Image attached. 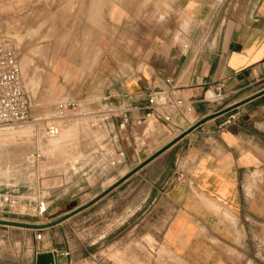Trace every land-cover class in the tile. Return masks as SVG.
<instances>
[{"label": "crops", "instance_id": "crops-1", "mask_svg": "<svg viewBox=\"0 0 264 264\" xmlns=\"http://www.w3.org/2000/svg\"><path fill=\"white\" fill-rule=\"evenodd\" d=\"M106 18H113L114 31L105 34L99 69L85 93L100 99L99 108L103 104L143 107L154 88L163 85L161 77L173 79L180 95L193 102L191 112L171 109L170 123L152 127L142 120L145 111H141L130 114L124 133L118 130V120L105 125L112 147L123 149L125 163L131 164L149 159L195 127L164 152L178 150L179 160L171 182L147 209L148 241L155 238L163 253L166 248L185 264H260L264 259V0H115ZM52 68L56 74L58 67L53 63ZM52 80L55 85L56 76ZM209 84L212 90L221 87L224 98L216 104L201 101ZM110 92L116 96L107 97ZM252 104L259 107L246 109ZM236 113L241 114L223 126ZM68 116L58 123L59 131L73 128L75 139L77 128ZM158 127L175 136L154 149L155 139L150 136ZM53 140L41 141L43 153L55 152L49 143ZM82 206L61 205L48 224ZM77 214L43 229L44 235H58L59 227ZM33 249V264L39 253L52 252L55 264H61L76 252L70 249L69 257L64 256L62 247L51 241ZM118 259L121 264L128 262L123 256Z\"/></svg>", "mask_w": 264, "mask_h": 264}, {"label": "rangeland", "instance_id": "rangeland-1", "mask_svg": "<svg viewBox=\"0 0 264 264\" xmlns=\"http://www.w3.org/2000/svg\"><path fill=\"white\" fill-rule=\"evenodd\" d=\"M114 4L115 0H0V42L9 41L17 48L31 100L29 123L0 129V144L6 146L0 150V190L14 187L31 201L49 206L41 216L29 212L0 215V220L47 225L61 205H86L144 162L111 168L110 161L118 148L112 147L105 126L91 130L100 133L98 139L94 138L79 112L70 114L74 121L71 124L77 128L75 139L73 128L62 129L49 142L55 152L43 153V161L34 157L36 150H43V129L47 124H58L54 115L60 101L77 99L100 105L98 97L85 93L90 91L93 73L99 69L105 34L114 31L110 23L113 18H106ZM53 63L58 67L56 74ZM258 105L246 109H257ZM169 135V130L152 128L154 149L175 136ZM178 160V150L162 153L73 220L64 222L58 235H44L47 232L43 229L47 228L39 229L43 240L38 241L34 239V229L0 225V264H33V248L50 241L62 247L64 253L76 250L74 258L61 264H121L118 256L127 259L126 264H185L174 259L175 254L168 249L163 253L155 238L148 241L146 227L147 209L171 182ZM72 165L77 170H72ZM4 170L9 175L4 176ZM258 262L264 264V259Z\"/></svg>", "mask_w": 264, "mask_h": 264}, {"label": "built area", "instance_id": "built-area-1", "mask_svg": "<svg viewBox=\"0 0 264 264\" xmlns=\"http://www.w3.org/2000/svg\"><path fill=\"white\" fill-rule=\"evenodd\" d=\"M163 85L154 88L150 94L147 104L143 107L132 105H119L96 107L91 101H80L77 99H65L57 104L58 116L70 115L76 112L82 118L90 130L102 128L111 120H118V130L124 133L131 123L130 114L133 112L145 111L143 121L147 124L159 125V123H170L172 121L170 111L191 112L193 102L180 95V88L175 81L169 77H161ZM205 91L201 101L205 103L212 100L220 101L224 97L221 87ZM114 92L108 93L107 97L114 98ZM183 110V111H182ZM31 100L26 91L22 70L19 64V52L9 41L0 42V129L6 130L19 127L30 122ZM241 113L230 115L223 123V126L234 121ZM37 122V121H36ZM35 122V125L39 123ZM58 124H47L43 129L44 140L55 139L59 135ZM34 157L37 161L44 160L42 150H36ZM126 161V152L123 149L117 150L110 161L111 168L118 167ZM34 206V207H33ZM49 209L48 205L38 201H31L20 193V190L11 187L0 190V215H27L29 212L44 215ZM36 216V214H35ZM35 240H43L41 230H36ZM69 257V252L63 254Z\"/></svg>", "mask_w": 264, "mask_h": 264}, {"label": "water", "instance_id": "water-1", "mask_svg": "<svg viewBox=\"0 0 264 264\" xmlns=\"http://www.w3.org/2000/svg\"><path fill=\"white\" fill-rule=\"evenodd\" d=\"M195 127H193L191 130H189L186 134H188L190 131H192ZM186 134L178 137L176 140L172 141L170 144L166 145L164 148H162L160 151H158L156 154H154L152 157L149 159L145 160L142 164H140L136 169L131 171L129 174H127L125 177H123L120 181L115 183L112 187H110L108 190L103 192L100 196L95 198L93 201L87 203L86 205H83L82 207L74 210L73 212L67 214L66 216L62 217L61 219L57 220L56 222L49 223L47 225H29V224H23V223H17V222H11V221H5V220H0V225L2 226H11V227H20V228H30L34 230H39L43 228H49L52 226H55L68 218L72 217L73 215L87 209L91 205H93L95 202H97L99 199H101L103 196L108 194L112 189L123 183L125 180H127L130 176H132L134 173L142 169L144 166L149 164L151 161H153L155 158H157L159 155L164 153L166 150H168L172 145H174L177 141L182 139ZM35 264H55V255L52 252H46V253H39L36 255L35 258Z\"/></svg>", "mask_w": 264, "mask_h": 264}, {"label": "bare ground", "instance_id": "bare-ground-1", "mask_svg": "<svg viewBox=\"0 0 264 264\" xmlns=\"http://www.w3.org/2000/svg\"><path fill=\"white\" fill-rule=\"evenodd\" d=\"M55 116V120H57L58 121V123L59 122H62V121H65V120H67L68 118H69V116L68 115H65V116H58L57 114H55L54 115ZM31 126H27V127H25V128H27V129H29ZM25 130H23V129H21V132H24ZM12 132V131H11ZM9 133V132H8ZM0 136H3V135H0ZM13 137V136H12ZM11 141L13 140V139H10ZM2 143V142H1ZM22 143V142H21ZM6 149V146H5V143H3V144H0V150L1 151H4ZM18 149H21L22 151H23V149L22 148H18ZM10 150V149H9ZM9 167V166H8ZM8 167H7V169H8ZM6 168V167H5ZM6 170V169H5ZM4 170V171H5ZM2 172L3 174H4V176L5 175H9V173L10 172H7V171H5V172ZM1 173V174H2ZM8 173V174H7ZM150 241V240H149ZM126 261H128V260H125V262ZM131 261V260H130ZM133 261V260H132ZM120 262H122V261H120Z\"/></svg>", "mask_w": 264, "mask_h": 264}]
</instances>
